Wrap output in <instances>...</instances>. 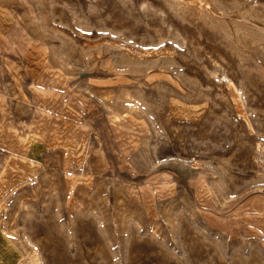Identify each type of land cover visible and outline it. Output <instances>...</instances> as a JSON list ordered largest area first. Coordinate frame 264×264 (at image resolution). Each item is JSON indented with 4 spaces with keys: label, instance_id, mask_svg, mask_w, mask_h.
Masks as SVG:
<instances>
[{
    "label": "rangeland",
    "instance_id": "rangeland-1",
    "mask_svg": "<svg viewBox=\"0 0 264 264\" xmlns=\"http://www.w3.org/2000/svg\"><path fill=\"white\" fill-rule=\"evenodd\" d=\"M0 13V264H264V0Z\"/></svg>",
    "mask_w": 264,
    "mask_h": 264
},
{
    "label": "crops",
    "instance_id": "crops-1",
    "mask_svg": "<svg viewBox=\"0 0 264 264\" xmlns=\"http://www.w3.org/2000/svg\"><path fill=\"white\" fill-rule=\"evenodd\" d=\"M0 20H1V23L2 24L7 25V26H9L12 23L11 19L8 18L7 15L6 14H3V13H0ZM3 39L5 41L11 43V38L9 37V33H7L6 36L3 37ZM15 48H16L15 46H10V47H7L6 50L8 49L12 53ZM5 65L8 67V70L12 74L13 79L15 78V80H14L15 81V84L16 83H21L19 81V79H20V73L17 70H14V66H17V65H14L13 66L7 60L5 61ZM18 77H19V79L17 80ZM34 85L35 84H33L32 86H34Z\"/></svg>",
    "mask_w": 264,
    "mask_h": 264
}]
</instances>
